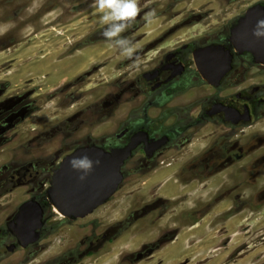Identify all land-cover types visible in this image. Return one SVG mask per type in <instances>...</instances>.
I'll return each mask as SVG.
<instances>
[{"label": "rangeland", "instance_id": "374dc122", "mask_svg": "<svg viewBox=\"0 0 264 264\" xmlns=\"http://www.w3.org/2000/svg\"><path fill=\"white\" fill-rule=\"evenodd\" d=\"M163 1L165 0H0V88L8 90L0 92V101L4 103L2 109H10L13 119L21 117L22 120L12 131L16 138L0 148V162L11 153L20 154L23 149L19 143L48 127H63L67 125L68 119H75L76 140L73 143H76V147L86 139V135L100 139L104 135L111 136L118 132L119 123L126 115L111 107L114 100L106 109V114L99 112L100 114L91 116L99 106L87 110L85 108L96 102L98 104L107 97L102 95L103 91L110 88L104 86L105 81L111 83L116 79L121 63L132 52L133 47L122 54L117 43L107 41L95 43L72 55L65 56L64 51L71 46L67 43L74 39L105 40L109 30H115L109 35V39L120 40L122 31L126 30L124 25L128 18L131 17L137 23L147 14V8ZM257 1L229 3L226 0H194L193 7L205 8L202 20L199 21L202 25L191 27L192 24H185L181 29L176 28V25L182 23L180 19L186 17L181 14L185 13L186 8L177 10L181 6H175L172 17L164 20L169 23L160 26L163 23L160 15L143 28L146 31L143 35L147 34L146 39L157 38L173 24V40L187 39L195 34L204 35V39H218L231 35L232 21L244 14L250 6H255ZM153 17L148 14L146 20ZM108 25L111 28L104 30ZM98 62L108 64L88 80V87L95 85L91 91L98 90L92 94L85 91L87 95L78 97V102L73 106L66 105L65 101L70 96L64 93L57 95L54 89L58 84L69 83V79L71 81L77 75H82ZM133 65L131 62L129 67ZM129 67L125 70H129ZM250 83H264L262 64L252 63ZM261 95L264 96V92ZM32 101L34 105H39L33 111L31 106L25 107L26 103L32 105ZM69 125L70 123L67 127ZM212 128L209 123L199 134L210 136ZM252 129L253 135H264V115L256 119ZM60 140L61 162L71 152L67 148L73 137L69 140L68 132L63 130ZM192 141L188 149H182V153H178L183 155L198 152L203 142L201 139ZM262 141L261 147L246 161L234 163L213 176L197 177L177 173L176 169L183 159L181 154H177L179 158L166 160H170L171 165H159L150 172L145 170L124 176L105 205L101 204L92 213L72 224H62L60 232L64 236V242L61 243L59 236H56L54 241L52 239L49 242L50 247L44 254V261L31 264H54L55 254L65 247L75 248L77 264H226L228 260L233 263L234 259L237 264H264V205L262 208L249 206L250 203L255 206L257 190H264V166L259 174L244 171L232 174L228 171L242 169L239 166L245 165L249 159L254 162L257 157H261L264 153ZM53 145L48 142L45 149L52 151ZM35 157L32 153L21 162H29ZM134 167L132 160L125 165V169ZM225 190L229 191L224 192ZM159 195L166 199L178 198L180 202L172 209L171 202L163 205L161 201L159 206L163 205V208L157 211L152 205ZM10 196L13 200L23 199L26 193L20 187L14 189ZM233 198L234 208L228 215L231 216L225 219L227 211L232 207ZM240 201L249 204V207L241 210ZM200 209L202 213L199 217L205 212L202 219L193 222L191 213ZM54 211L56 212V208ZM186 213L187 217L183 216ZM104 232L108 237L101 240L105 243L103 251L82 262L80 259L86 248L96 250L102 244L96 242V239ZM86 234L90 236L85 238ZM225 236L226 240L231 241L227 248L222 249ZM240 252L242 253L239 255ZM16 257L18 256H13L12 263Z\"/></svg>", "mask_w": 264, "mask_h": 264}, {"label": "flooded vegetation", "instance_id": "af4514ba", "mask_svg": "<svg viewBox=\"0 0 264 264\" xmlns=\"http://www.w3.org/2000/svg\"><path fill=\"white\" fill-rule=\"evenodd\" d=\"M193 1L165 0L147 8L145 11L147 14L137 23L131 17L128 18L124 25L126 30L124 29L125 31H122L120 35L122 40L108 38L115 31H110L111 27L108 25L104 28L109 30L105 40L92 41L86 38L81 41L74 39L67 43L71 46L64 51L65 56L79 53L95 43L107 41L117 43L122 54L126 49L133 47L132 52L121 63L116 79L111 83L105 81L104 86H110V88L103 91L102 95L107 97L98 104L96 102L85 108L87 110L93 106L100 107H97V111L91 116L100 114L99 112L106 114L108 113L106 109L114 100L115 103L111 107L121 110L126 116L121 119L119 130L114 135H104L100 139L86 135V139L80 141L81 144L78 147L76 143H73L76 140L75 119H68L66 124L70 123L69 127L57 125L46 128L32 138L19 143L23 149L20 154L11 153L0 162V264L43 262L44 254L50 247L49 242L52 239L54 241V238L59 236V241L64 242V236L60 232L62 224H72L80 219L64 216L56 210L59 213L57 214L54 211L51 193L55 171L61 167L66 157L77 149L96 146L109 152L113 149H125L133 144L131 154L121 166L123 180L124 176L134 172L140 173L145 170L150 172L159 165H171L170 160L169 162L166 160L179 158L177 154H181L182 149H188L193 139H201L203 143L198 152L181 154L183 159L176 169L177 173H188L190 176L197 177L220 174L234 163H241L250 158L252 153L261 147V140H263L262 146L264 145V135H253L252 129L256 119L264 115V96L261 95L264 92V83H250L252 63L264 66V60L257 58L252 51H238L232 38L234 28L252 8L251 6L244 14L232 21L230 25L232 34L223 36L224 38L204 39V35L195 34L187 39L173 40V24H170L157 38L146 39L147 34L143 35L146 32L143 28L160 15L161 21L163 20L160 26L169 23L165 21L172 17L175 6H181L177 10L186 8L185 13H181L186 17L180 19L182 23L176 25V28L181 29L185 24H192L191 27L202 25L199 21L202 20L205 8L193 7ZM226 1L241 2V0ZM258 5L264 8V1L258 0L255 6ZM148 14L154 17L146 20ZM250 52L253 54H249ZM131 62L134 65L130 68ZM107 65L102 62L96 63L82 75H77L71 81L69 79V83L58 84L54 92L57 95L60 93L69 95L70 98L65 101V104L73 106L78 102V97L87 95L85 91L92 94L98 90L91 91L95 85L88 87V80ZM128 67L130 69L125 70ZM6 89L0 88V92L4 93ZM31 104L26 103L25 107L31 106L32 111L38 109L39 105H34L33 101ZM3 107L4 103L0 101V148L16 138L12 135V131L18 123L22 122L21 117L13 119L10 109H2ZM209 123L213 127L212 135L199 134L202 132L201 129ZM78 124L77 126L80 127ZM63 130L68 132L69 140L73 137V141L67 148L71 149V152H68L60 162V134ZM48 142L54 144L52 151L45 149V144ZM32 153L36 155L35 159L21 162L24 157ZM130 160L134 161L135 167L125 169L126 163ZM263 166L264 153L254 162L253 159H249L245 165L239 166V168L243 167L242 169L228 171L232 174H240L242 171L259 174ZM20 187L26 193L25 198L13 200L11 193ZM259 189L255 206L240 201L241 210L249 206L263 207L264 190ZM159 196L152 205L157 211H160L159 208H163L162 206L167 202L173 204L172 209L180 202L178 198L166 199ZM235 199L233 198L232 207L227 211L225 219L231 216L228 215L234 208ZM161 201L163 205L159 206ZM201 213L202 209L191 213L193 222L202 219L205 212L199 217ZM187 215V213L183 214L186 217ZM222 227L227 229L225 225ZM88 236L90 235L86 234L85 238ZM107 237L106 232L101 233L96 242L102 243L101 240ZM223 238L222 249L227 248L231 241V239L226 240V236ZM104 244L102 243L96 250L86 248L80 260L83 262L86 259H92L94 255L103 251ZM74 251L75 248L70 247L58 251L55 254L54 264H77ZM15 255L18 257L12 263ZM226 264H237V260L234 259L233 263L228 260Z\"/></svg>", "mask_w": 264, "mask_h": 264}, {"label": "water", "instance_id": "95a60500", "mask_svg": "<svg viewBox=\"0 0 264 264\" xmlns=\"http://www.w3.org/2000/svg\"><path fill=\"white\" fill-rule=\"evenodd\" d=\"M263 9L260 5L249 9L239 20L232 35L238 51H252L262 60ZM132 146L133 144L125 149H113L109 152L92 146L77 149L67 156L54 174L51 190L53 207L73 219L92 213L117 190L122 181L121 166L131 154Z\"/></svg>", "mask_w": 264, "mask_h": 264}, {"label": "bare ground", "instance_id": "6f19581e", "mask_svg": "<svg viewBox=\"0 0 264 264\" xmlns=\"http://www.w3.org/2000/svg\"><path fill=\"white\" fill-rule=\"evenodd\" d=\"M55 208V207H54ZM56 210H58L57 208H56ZM59 211V210H58ZM60 212V211H59ZM61 213V212H60ZM62 214V213H61ZM63 215V214H62Z\"/></svg>", "mask_w": 264, "mask_h": 264}, {"label": "crops", "instance_id": "0c3cea01", "mask_svg": "<svg viewBox=\"0 0 264 264\" xmlns=\"http://www.w3.org/2000/svg\"><path fill=\"white\" fill-rule=\"evenodd\" d=\"M170 198H172V197H170Z\"/></svg>", "mask_w": 264, "mask_h": 264}]
</instances>
